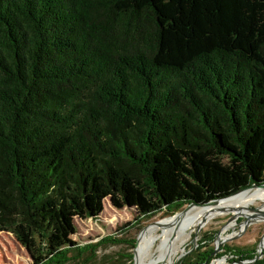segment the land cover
Instances as JSON below:
<instances>
[{
    "label": "trees",
    "instance_id": "trees-1",
    "mask_svg": "<svg viewBox=\"0 0 264 264\" xmlns=\"http://www.w3.org/2000/svg\"><path fill=\"white\" fill-rule=\"evenodd\" d=\"M252 184L264 0H0V231L33 264L88 262L105 200L142 220Z\"/></svg>",
    "mask_w": 264,
    "mask_h": 264
},
{
    "label": "rangeland",
    "instance_id": "rangeland-1",
    "mask_svg": "<svg viewBox=\"0 0 264 264\" xmlns=\"http://www.w3.org/2000/svg\"><path fill=\"white\" fill-rule=\"evenodd\" d=\"M242 199L244 207L240 206L237 210H245V213L253 215L261 214L259 211L264 207V197L254 201L249 198ZM175 213L163 210L152 217L140 220L136 217V212L113 208L108 200H105L103 211L96 219L75 221L77 231L72 241L83 248L96 245L84 253L85 260L89 258V261L75 260L66 264H135L133 252L136 248V239L144 227L168 220ZM234 216L227 214L197 219L193 232L185 240L182 250L166 264H187L191 258L197 259L199 255L212 248L215 251L207 263L194 264H213L215 259L223 260H220L222 264L252 261L256 257L264 259V250L261 254L258 253L259 245L264 243V219L247 224V227L241 230L234 226L248 218L239 215L241 217L233 220ZM223 239L227 240L219 246V241ZM0 264H33L26 248L17 241L11 231H0Z\"/></svg>",
    "mask_w": 264,
    "mask_h": 264
},
{
    "label": "bare ground",
    "instance_id": "bare-ground-1",
    "mask_svg": "<svg viewBox=\"0 0 264 264\" xmlns=\"http://www.w3.org/2000/svg\"><path fill=\"white\" fill-rule=\"evenodd\" d=\"M262 197H264V188H249L210 206L188 207L181 213L180 219L170 218L147 225L138 236V242L133 252L135 264H166L179 250H182L185 240L193 232L196 225L194 222L204 216L207 218L232 214L235 215L233 220H237L238 217H241L239 215H244L248 219L234 226L244 230L247 224L264 219V207L259 211L260 215L245 213V210H237L240 206L244 207L242 198H249L254 201ZM226 240H220L218 245L222 246ZM263 250L264 243H261L259 251L262 252ZM220 260H213V264H222Z\"/></svg>",
    "mask_w": 264,
    "mask_h": 264
},
{
    "label": "water",
    "instance_id": "water-1",
    "mask_svg": "<svg viewBox=\"0 0 264 264\" xmlns=\"http://www.w3.org/2000/svg\"><path fill=\"white\" fill-rule=\"evenodd\" d=\"M249 188H264V184H261V185H255V184H252V185H249L248 187H246L245 189L241 190L239 193H241L242 191L246 190V189H249ZM239 193H235V194H239ZM233 194V195H235ZM231 195V196H233ZM231 196L229 197H226V198H220V199H216V200H213V201H210V202H206V203H203V204H193V203H188L186 205H184L183 207H181L180 209L177 210V212L173 215L174 218H179L181 217V213L182 211L185 209V208H188V207H204V206H210V205H213V204H216L220 201H224L228 198H230ZM185 207V208H184ZM184 208V209H183ZM183 209V210H182ZM172 217V218H173ZM137 242H138V237L136 239V245H137ZM263 252V251H262ZM259 254H261V252H258ZM260 257H256L254 258L252 261H244V262H240L239 264H254L257 260H259Z\"/></svg>",
    "mask_w": 264,
    "mask_h": 264
},
{
    "label": "crops",
    "instance_id": "crops-1",
    "mask_svg": "<svg viewBox=\"0 0 264 264\" xmlns=\"http://www.w3.org/2000/svg\"><path fill=\"white\" fill-rule=\"evenodd\" d=\"M262 260H264V259H262ZM264 264V263H263Z\"/></svg>",
    "mask_w": 264,
    "mask_h": 264
}]
</instances>
